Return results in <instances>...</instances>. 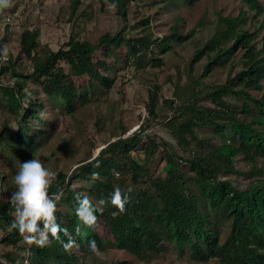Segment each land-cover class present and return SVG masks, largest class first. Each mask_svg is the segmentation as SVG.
<instances>
[{"label": "trees", "instance_id": "obj_1", "mask_svg": "<svg viewBox=\"0 0 264 264\" xmlns=\"http://www.w3.org/2000/svg\"><path fill=\"white\" fill-rule=\"evenodd\" d=\"M141 1L116 0L117 14L126 21L129 5ZM198 1L155 0L167 10L181 4L192 6ZM243 1L245 8L237 16H218L214 35L197 49L189 64L190 89L176 93L177 101L183 98L182 105L175 106L171 101L174 111L182 114L167 119L165 126L187 156L167 141L158 143L150 138L144 145L141 133L126 137L121 134L96 157L81 161L70 174L55 172L48 194L53 199L61 194L56 200V217L61 227L72 233L76 243L71 247L66 249L57 239L45 247L20 244L23 235L9 228L15 208L10 195L2 191L4 181L0 179V224L9 230L4 240L11 247L4 255L8 264H97L88 260L94 256L89 240H95L100 251L116 248L142 262H151L173 244L181 251L188 248L190 258L196 262L217 259L221 264H264V163L260 162L264 159V5L260 0ZM110 2L100 0L103 6ZM77 4L78 0L74 6ZM150 24L151 18H146L130 30ZM128 31L124 27L113 35L105 33L97 43L71 37L58 51L41 47L38 31L22 32L20 54L31 64L29 70L18 71L11 59L8 71L15 81L0 88L14 121V126L2 123L0 127V163L13 159L23 162L25 156H35L42 147L44 140L31 131L34 123L40 121V94L60 98L67 113L75 111L77 100L88 101L61 67L62 61L78 67L88 79V90H109L114 81L104 72L109 70L106 57L112 48L124 45L127 59L134 56L139 61L145 52H153L157 39L140 31L131 36ZM196 32L193 29L182 35L174 27L165 37L164 50L170 49L171 42L191 39ZM100 49L102 57L96 59ZM206 56L202 74L194 77L195 64ZM154 64L161 65V60L155 59ZM227 64L230 71L238 70L223 83L203 82L216 68ZM0 72L7 73V68H0ZM158 91L159 87H154L150 93V113L154 116ZM204 98L210 105L201 103ZM39 132L45 135V131ZM136 150L144 153L142 160L133 156ZM158 153L166 164L159 175L151 167ZM239 162H245L248 169L241 172ZM94 172L98 175L93 176ZM235 173L253 179L238 186L232 179L223 178ZM79 182L85 186L75 188ZM115 187L127 193L128 200L124 211L113 217L111 213L116 209L107 201ZM15 190L16 187L12 192ZM78 194L87 195L97 209L96 224L81 226L79 234L75 232ZM101 200L105 203L101 204ZM59 235L68 239L63 233Z\"/></svg>", "mask_w": 264, "mask_h": 264}, {"label": "rangeland", "instance_id": "obj_2", "mask_svg": "<svg viewBox=\"0 0 264 264\" xmlns=\"http://www.w3.org/2000/svg\"><path fill=\"white\" fill-rule=\"evenodd\" d=\"M75 2L76 0H10V6L0 7V48H7V52L0 55V68H7V73L0 72V88L12 85L15 81L8 71L11 59L15 61L18 71L30 68V60L20 54V35L26 29L39 32L41 47L58 51L65 47L71 37L97 43L105 33L113 35L124 27L128 31L139 21L151 18L149 27L128 32L131 36H137L140 31L152 40L157 39V44L153 45V52H145L140 61L134 56L127 59L128 51L124 45L112 48L110 55L106 57L109 70L104 72L114 81L109 90H88V79L80 73L78 67L62 61L61 67L71 75L77 87L84 91L88 101L83 103L77 100L75 111L67 113L60 98L40 94L39 98L43 103L40 121L34 123L31 131H35L44 142L35 156H25L23 161L37 158L54 172L70 174L81 161L96 157L101 149L115 141L119 135L124 134L126 137L136 133L142 134L144 145L148 144L150 138L158 143L167 141L174 145L177 152L187 156V151L176 146L165 126L167 119L182 114V111H174L171 101L175 102V106L182 105L183 98L177 101L176 93L182 94L190 89L187 76L189 64L197 49L204 47L214 35L218 16H237L245 8L244 1L200 0L192 6L181 4L167 10L155 0H143L129 5L126 21L117 14L116 9L109 10L100 0H78V4L74 6ZM260 2L264 5V0ZM174 27L182 35L193 29H197V32L187 41L171 42L170 49L165 51V37L170 35ZM101 57L100 49L96 59ZM155 59L161 60V65H155ZM207 61L206 56L195 64L194 77L202 74ZM237 70L230 71L229 64L218 67L203 82L223 83L230 73L234 74ZM29 85L37 89L36 85ZM154 87H159L155 116L150 113V93ZM254 95L259 93L254 92ZM201 103L210 105L205 98ZM2 123L14 126L0 89V127ZM40 130L45 131V135L40 134ZM141 148L142 146L137 150ZM137 150L133 152V156L142 160L144 153ZM20 162L22 161L19 159H13L0 163V179L4 181L1 188L6 194L11 195L16 187L13 178ZM260 162L264 163V159H260ZM151 167L152 172L157 175L164 172L166 164L161 159V154L156 155ZM238 169L243 172L248 166L245 162H239ZM223 178L232 179L238 186H244L253 176L235 173L223 175ZM81 186L85 185L81 182L74 185L75 188ZM8 231L0 224V264H8L4 258L5 253L11 250L4 240ZM225 234L226 231L222 236ZM22 235L20 244H29L24 239L25 234ZM168 246V251L155 255L151 262L139 261L129 253L111 247L101 250L102 255L94 254L88 260L97 264H115L118 261L124 264H221L217 259L205 263L193 261L188 248L181 251L173 244Z\"/></svg>", "mask_w": 264, "mask_h": 264}, {"label": "clouds", "instance_id": "obj_3", "mask_svg": "<svg viewBox=\"0 0 264 264\" xmlns=\"http://www.w3.org/2000/svg\"><path fill=\"white\" fill-rule=\"evenodd\" d=\"M8 6H10V0H0V7ZM107 7L109 10H115L117 8L116 0H111ZM6 52V47L0 48V55ZM114 174L119 175L118 172H114ZM92 175L97 176L98 173L94 172ZM55 176L56 173L45 167L41 160L37 158L20 162L13 178L16 190L9 197L15 208V218L9 228L25 234L24 239L29 244L45 247L51 243L52 239H57L67 249L76 242L72 239V233L67 228H62L57 222L56 200L60 198L61 194H57L55 199L48 194L51 180ZM77 199L75 232L79 234L81 226L91 227L96 224L97 209L87 195L81 196L78 194ZM127 200V193H122L119 187L113 189L107 201L116 209L111 213L113 217L124 211ZM100 203L103 204L105 201L101 200ZM60 233H63L68 239H61ZM88 246L89 250L95 255H102L95 240H89Z\"/></svg>", "mask_w": 264, "mask_h": 264}]
</instances>
